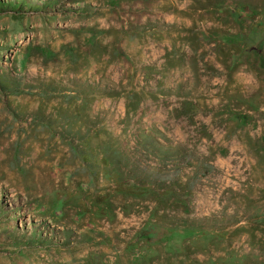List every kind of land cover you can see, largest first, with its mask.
I'll return each mask as SVG.
<instances>
[{"label": "rangeland", "instance_id": "374dc122", "mask_svg": "<svg viewBox=\"0 0 264 264\" xmlns=\"http://www.w3.org/2000/svg\"><path fill=\"white\" fill-rule=\"evenodd\" d=\"M0 264H264V0L0 12Z\"/></svg>", "mask_w": 264, "mask_h": 264}, {"label": "trees", "instance_id": "16d2710c", "mask_svg": "<svg viewBox=\"0 0 264 264\" xmlns=\"http://www.w3.org/2000/svg\"><path fill=\"white\" fill-rule=\"evenodd\" d=\"M28 0H20L19 2L16 0H11L9 2H3L0 0V12L2 11H11V12H21L24 10V5L25 2ZM224 46H228L231 48H236L235 45L233 44H227V43H222ZM237 53V51H232L230 52L229 56H233ZM160 235L157 231L156 228L152 226L146 227L140 235V239L146 243V244H151L154 243L159 239Z\"/></svg>", "mask_w": 264, "mask_h": 264}]
</instances>
